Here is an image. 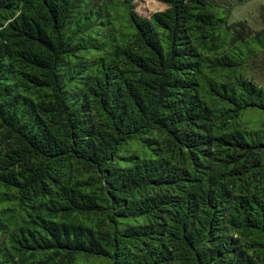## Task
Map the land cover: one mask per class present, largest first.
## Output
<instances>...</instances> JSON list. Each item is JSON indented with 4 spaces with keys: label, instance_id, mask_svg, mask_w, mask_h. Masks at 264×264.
I'll return each instance as SVG.
<instances>
[{
    "label": "trees",
    "instance_id": "1",
    "mask_svg": "<svg viewBox=\"0 0 264 264\" xmlns=\"http://www.w3.org/2000/svg\"><path fill=\"white\" fill-rule=\"evenodd\" d=\"M0 0V264H264V7Z\"/></svg>",
    "mask_w": 264,
    "mask_h": 264
},
{
    "label": "rangeland",
    "instance_id": "2",
    "mask_svg": "<svg viewBox=\"0 0 264 264\" xmlns=\"http://www.w3.org/2000/svg\"><path fill=\"white\" fill-rule=\"evenodd\" d=\"M137 4V11L143 16H150L151 14L166 9V5L157 0H134ZM264 7V0H249L243 4L236 13V18L247 19L252 22L254 26L258 22L259 11Z\"/></svg>",
    "mask_w": 264,
    "mask_h": 264
}]
</instances>
